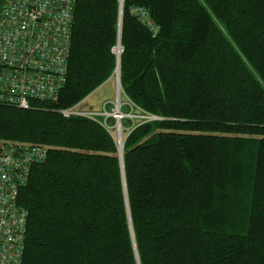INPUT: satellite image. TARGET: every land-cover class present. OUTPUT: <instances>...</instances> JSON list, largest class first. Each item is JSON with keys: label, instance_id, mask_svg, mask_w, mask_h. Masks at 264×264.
<instances>
[{"label": "trees", "instance_id": "16d2710c", "mask_svg": "<svg viewBox=\"0 0 264 264\" xmlns=\"http://www.w3.org/2000/svg\"><path fill=\"white\" fill-rule=\"evenodd\" d=\"M73 14L57 99L0 104V142L46 150L18 191L23 263L264 264V0H76ZM118 41L122 94L154 118L126 130L122 162L113 129L60 113L113 77Z\"/></svg>", "mask_w": 264, "mask_h": 264}, {"label": "built area", "instance_id": "2783aa9c", "mask_svg": "<svg viewBox=\"0 0 264 264\" xmlns=\"http://www.w3.org/2000/svg\"><path fill=\"white\" fill-rule=\"evenodd\" d=\"M75 1L0 0V104L31 109L34 103L57 99L67 75ZM134 13L156 33L146 10ZM120 92L116 79L113 110H107L112 103L106 101L100 111L72 108L60 113L99 118L105 129L118 134L127 116L121 111ZM45 156V149L0 142V264H24L27 211L17 205V196L29 180L31 162Z\"/></svg>", "mask_w": 264, "mask_h": 264}, {"label": "rangeland", "instance_id": "374dc122", "mask_svg": "<svg viewBox=\"0 0 264 264\" xmlns=\"http://www.w3.org/2000/svg\"><path fill=\"white\" fill-rule=\"evenodd\" d=\"M119 48L121 50V45L119 44V41L114 47L113 52L116 56V69L119 65V56L122 52L119 51V54L117 55L116 49ZM116 74L114 72L113 77L107 81L105 84H103L101 87H99L93 94H91L88 98H86L81 104L77 106V110H92V111H100L102 109V104L106 101H110L112 104L108 105L107 110H113V103H116L117 100V94H116ZM119 90V89H118ZM119 101L121 104V111L124 115H127L125 118L121 121L120 126V134L121 138L123 139L126 134L125 127H128L129 129L134 127V125L142 122V121H148L151 119H154L148 115L142 114L137 109L131 106V104L127 101V99L122 94V91L120 92ZM118 101V102H119ZM111 112V111H110ZM114 125V120H113ZM112 134L116 139L117 131L116 129L112 130Z\"/></svg>", "mask_w": 264, "mask_h": 264}, {"label": "water", "instance_id": "95a60500", "mask_svg": "<svg viewBox=\"0 0 264 264\" xmlns=\"http://www.w3.org/2000/svg\"><path fill=\"white\" fill-rule=\"evenodd\" d=\"M119 44H120V43H119ZM117 68H118V77H116V79H117V83H118V85L120 86V80H119V65H118ZM116 139H117V141L119 142V140H120V135L117 134ZM117 146H118V154H119L120 160H121V162H122V144H121V143H118Z\"/></svg>", "mask_w": 264, "mask_h": 264}, {"label": "bare ground", "instance_id": "6f19581e", "mask_svg": "<svg viewBox=\"0 0 264 264\" xmlns=\"http://www.w3.org/2000/svg\"><path fill=\"white\" fill-rule=\"evenodd\" d=\"M73 22H74V20H73ZM72 29V28H71ZM119 51H120V49L119 48H117L116 49V53H117V55L119 54ZM115 74H116V77H118V68H117V70L115 71ZM47 102H49V101H47ZM26 110V109H25ZM62 115V114H61ZM73 117V116H72ZM68 118H70V117H68ZM86 118V117H85ZM121 136V135H120ZM121 142V141H120Z\"/></svg>", "mask_w": 264, "mask_h": 264}, {"label": "crops", "instance_id": "0c3cea01", "mask_svg": "<svg viewBox=\"0 0 264 264\" xmlns=\"http://www.w3.org/2000/svg\"><path fill=\"white\" fill-rule=\"evenodd\" d=\"M126 128V130H128V127H125Z\"/></svg>", "mask_w": 264, "mask_h": 264}]
</instances>
